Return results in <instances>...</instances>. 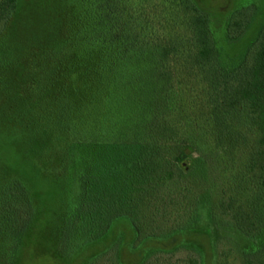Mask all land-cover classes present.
Returning a JSON list of instances; mask_svg holds the SVG:
<instances>
[{
	"label": "trees",
	"instance_id": "16d2710c",
	"mask_svg": "<svg viewBox=\"0 0 264 264\" xmlns=\"http://www.w3.org/2000/svg\"><path fill=\"white\" fill-rule=\"evenodd\" d=\"M161 4L140 18L132 0H0V264H19L29 241L44 234L55 258L87 264L120 223L117 264H142L150 250L177 245L157 241L201 226L183 181L194 146L179 134L174 106L161 103L177 92L180 67L216 145L239 144L244 135L234 123L248 122L259 132L252 148L263 151L264 16L225 67L202 4ZM257 14L252 3L235 8L226 40L241 39ZM153 66L160 79L148 72ZM241 172L218 206L255 236L260 215ZM128 232L126 247L140 254L133 261L123 255ZM65 241L77 243L69 255Z\"/></svg>",
	"mask_w": 264,
	"mask_h": 264
},
{
	"label": "rangeland",
	"instance_id": "374dc122",
	"mask_svg": "<svg viewBox=\"0 0 264 264\" xmlns=\"http://www.w3.org/2000/svg\"><path fill=\"white\" fill-rule=\"evenodd\" d=\"M161 1L132 0L136 11L135 15L143 18L146 14H155L157 11L154 7H162ZM196 1L209 12L211 28L221 63L226 67L236 62L244 45L254 36L264 16V0ZM249 3L258 8L255 22L241 39L228 42L224 34L228 17L235 8ZM233 17L236 19L235 15ZM232 30H235L233 25L230 31ZM158 68L153 66L148 69V72L153 77L160 79L158 74L160 69L158 70ZM182 69L183 67H180L181 71H178V79L180 78L181 84H178L177 87L179 88L174 93V97L169 98L170 103L163 101L161 103H167L170 107L174 106V117L181 118V123H183V127L177 129L179 134L184 135L186 133L191 137L194 151L186 160L187 167H190V169H186L188 172L183 177V181L190 186L199 204V213L195 212L194 214L198 221L202 219V224L192 232L157 241L158 246L165 248L177 245L172 250H150L147 252L142 264H185L189 257H197L199 264H245V262H248V264H264V197L262 199L255 198V192L264 190V148L258 155L256 154L257 149L252 148L259 132L256 126L251 123H234L235 129L238 128L241 134L244 135L243 140L235 146H229L227 142L216 145L212 137L210 124L199 119L202 110H198L199 105L197 102H199V99L197 93L190 84L184 83L183 77L181 78L184 73ZM162 73V79L164 80V77H168V74L167 72ZM184 118H187L189 123L185 124ZM238 171H242L241 173H244L246 179H248L246 191L249 192L247 198L248 200L251 198L248 204H252L253 209L258 211L260 215L258 219L260 225L255 236H247L240 231L230 212L218 206L221 199H226L233 194L234 178ZM67 176L69 177V171L66 173ZM81 190V188L78 189L80 193L78 192L75 195V199L80 197ZM244 197L243 199H245ZM125 226V223L117 224L109 241L104 243L105 245L108 243L106 249L91 258L87 264H117L116 252L121 244L119 230ZM47 235H38L32 242L29 241L22 253L19 264H77L76 260L66 258L59 260L55 258L57 253L54 243ZM129 237L128 232L123 255L126 259L133 261L138 259L140 254L138 252L133 253L126 247ZM147 245L155 247L156 242ZM76 247V242L69 244L65 241L62 250L69 255ZM92 252L91 249L85 251V258L88 259Z\"/></svg>",
	"mask_w": 264,
	"mask_h": 264
}]
</instances>
